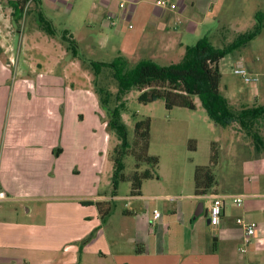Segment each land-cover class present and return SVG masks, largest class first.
I'll use <instances>...</instances> for the list:
<instances>
[{"label": "crops", "instance_id": "1", "mask_svg": "<svg viewBox=\"0 0 264 264\" xmlns=\"http://www.w3.org/2000/svg\"><path fill=\"white\" fill-rule=\"evenodd\" d=\"M36 1L38 5L29 2V12H70L79 0ZM157 1L87 0L82 20L88 40L76 42V48H105L108 42L101 37L124 33L119 54L130 63L170 65L173 55L183 56L185 48L194 45L187 44L185 36L212 20L209 15L223 0H166L174 9ZM35 19L28 30L15 34L11 18V31L0 33V189L10 197L0 207V264H264V247L239 253L242 231L236 219L244 212L233 224L234 207L225 206L212 231L201 229L200 218L193 219V214L191 219L181 203L167 209L171 216L161 215L157 221L152 203L145 202L148 208L141 211L117 210V195L101 187L99 140L104 149L109 132L92 88L93 74L81 72L79 61L68 58L65 43L63 60L29 63L23 72L12 56L22 50L47 54L38 44L44 36L51 49L56 47ZM259 91L255 87L236 102L227 101L237 112L256 109L264 106ZM258 120L263 122L264 115ZM256 121L252 132L264 138V123L258 132ZM250 160L246 168L252 171ZM215 187L208 196L228 194L214 192ZM143 193L132 197L145 201ZM83 202L101 203L102 211ZM199 205L204 213L203 203ZM108 206L113 210L105 215ZM118 215L122 219H116Z\"/></svg>", "mask_w": 264, "mask_h": 264}, {"label": "rangeland", "instance_id": "2", "mask_svg": "<svg viewBox=\"0 0 264 264\" xmlns=\"http://www.w3.org/2000/svg\"><path fill=\"white\" fill-rule=\"evenodd\" d=\"M8 1L0 0L1 34H8L11 31L8 21L11 20L12 10ZM85 2L79 0L77 4L74 1L73 9L65 13L63 11L51 12L47 9L44 11L40 10V14L52 25L55 31V38L52 36L49 38L54 41L52 43L56 47L51 49L50 44L45 41L48 38L44 36L42 40L38 41V44L41 45V49L47 54H38L33 50L31 52L30 50H22L19 55L14 53L15 55L12 56L19 64L21 72H23V69L29 63L42 64L47 59L49 63H54L56 60L59 61L61 58L63 60L64 48L61 46L63 43L67 46L68 58L79 61L80 71L83 73L93 74L89 62L110 63L122 56L119 54L120 49L118 46L125 40L124 33H120L115 37H109L108 39L101 37L102 40H107L108 42L105 48L97 47L93 48L94 50H90L89 48H81L80 50L76 48V42L85 43L88 40L82 20L83 16H86ZM35 4L38 5L37 1ZM217 11L218 15H216ZM38 12H27L24 19L18 25H15L13 30L15 32L13 33L16 34L17 30H23V28L28 30L33 26ZM257 13L264 14V0H223L219 6L213 9V14L209 15L212 17V20L204 22L196 32L187 34L184 40L187 44L192 45L197 42V39L199 40V38L207 36L212 46L224 49L240 34L251 31L257 25L255 19ZM202 14H205L204 10ZM124 30L126 29L123 28ZM64 33H67V36L74 41V48L69 41L63 40L62 36ZM105 34L108 33L105 31ZM45 35L47 36V34ZM29 40L33 43V36L29 35ZM95 40L98 42L100 39L95 37ZM72 50L75 51V56ZM4 56L11 58V54H5ZM173 56L168 64L178 63L183 58L179 53ZM83 62L87 63L88 68L85 67L86 64L84 65ZM238 62L243 64L249 74L255 75L258 81L246 84L241 78L234 75L233 71ZM134 65L131 62L129 66L132 67ZM218 66L221 73L219 91L222 97L231 102H236L245 94H250L255 87L260 90L259 93L263 96L264 29H262L257 38L221 59ZM57 68L54 67L55 72L59 71ZM27 78L34 84L32 77ZM92 88L94 91L98 88L106 90L111 95L109 97V107L113 108L116 105L114 100V94L117 91L116 83L109 69L103 68L97 78H94L93 75ZM137 96L138 92L133 90L124 97L126 111L121 113V118L126 126L129 139L133 136L135 122L149 118L148 154L158 158L157 174L159 179L143 181L140 190H143V195L149 199L145 201H136V197L133 199L130 194L131 186L129 180L120 183L115 193L117 195V210L119 211L127 207L141 211L142 207L148 208V205L144 204L147 202L148 204L152 203L162 216L169 217L171 215L167 213V209L174 205L178 207L179 203H181L188 207L185 211L188 212V215L192 219L194 212L198 208V204L203 203L204 213L197 218H200L198 223H200L201 229L212 231L214 230V226L211 224L209 226L206 225L204 220L205 212L211 208L212 202L207 198H203V196H196L194 194L195 168L208 166L216 179L214 192L224 191L228 194L245 196L242 208H237L230 205V202H226L228 209L234 207V213L230 216V221L234 224L235 217L240 212H244L242 214V216L244 215L242 217L244 220L248 223H256L259 228L264 230L263 136L259 135L263 145H255L254 140L248 135L252 131L246 132L236 122H232L226 127L216 126L210 119L201 100L197 97L193 98L196 107L194 110L186 108L167 110L162 100L143 104L137 101ZM231 107L233 111H237L236 106ZM102 115L101 120L107 122V116L103 111ZM256 123V130L258 132L262 131L260 127L264 121L259 123L258 120ZM108 132L109 136L106 139L107 144L104 141V149L101 146V140H99L100 148L103 150H101L99 155L104 162L101 172V187L112 192L111 186L104 185L111 180L112 164L108 154L111 153L112 148L117 144V140L109 130ZM212 143H215L213 150L216 152L217 157L214 163L210 164ZM190 144L194 146L193 151L189 148ZM108 150L109 153L106 155ZM252 158L254 159L250 160ZM249 160L253 166L252 171L246 168ZM124 164V174L129 177L133 171V159L130 156L126 157ZM116 219H122V217L118 215ZM196 230H199L198 226ZM251 256L255 258L253 255Z\"/></svg>", "mask_w": 264, "mask_h": 264}, {"label": "trees", "instance_id": "3", "mask_svg": "<svg viewBox=\"0 0 264 264\" xmlns=\"http://www.w3.org/2000/svg\"><path fill=\"white\" fill-rule=\"evenodd\" d=\"M30 1L36 2V0L8 1L12 10L11 18L15 25H18L29 12ZM255 19L257 25L251 31L240 34L224 49L212 46L206 36L199 39L194 45L186 47L183 58L178 63L161 66L151 60H141L130 67V62L122 56L110 63L89 62L94 78H97L103 68H107L111 71L112 78L116 83L117 91L114 94L116 105L113 108L108 105L111 95L106 90L98 88L94 91L99 99L101 110L107 116V129L117 140V144L109 154L112 164L110 186L113 196L118 185L126 180L130 182L131 196H139L143 181L159 179L157 174L158 158L148 154L149 118L135 122L131 139L128 138L126 126L121 118V113L126 111L124 97L133 90L138 92L137 101L139 103L146 104L162 100L167 110L173 108L194 110L196 107L193 98L197 97L216 126L226 127L232 122H236L246 132L252 131L253 122L264 115V106L238 112L233 111L227 99L222 97L219 91L221 73L218 64L226 55L260 35L264 29V14L257 13ZM36 21L42 32L49 36L55 35L52 25L39 12ZM62 37L63 40L69 41L73 48L75 47L74 41L67 36V33H64ZM73 54L75 56V51ZM248 135L254 140L255 145H263L256 133L250 132ZM191 144L189 148L193 151L194 146ZM214 144L212 143L211 147L210 164H213L217 157L213 150ZM129 156L133 159V171L127 177L124 174V160ZM215 182L216 179L210 167L195 168L194 194L196 196L209 194L216 185ZM82 204L95 205L99 211H102L101 203L83 202ZM112 210L113 207L108 206L105 215H109Z\"/></svg>", "mask_w": 264, "mask_h": 264}, {"label": "built area", "instance_id": "4", "mask_svg": "<svg viewBox=\"0 0 264 264\" xmlns=\"http://www.w3.org/2000/svg\"><path fill=\"white\" fill-rule=\"evenodd\" d=\"M157 4L162 7L168 6L170 9H174L175 5L167 4L166 0H158ZM124 7V3L120 4V8ZM234 75L241 78L246 84H252L257 82V77L252 76L245 69L241 62H238L234 71ZM204 198H209L211 208L207 212L210 224L218 226L221 221L223 210L226 206V202H230V205L240 208L243 206L245 196L238 194H220V195H205ZM10 200V197L5 191L0 189V207L6 201ZM153 219L157 221L161 218V214L158 210H153ZM236 224L241 228L242 237L240 247L238 248L239 253L244 254L249 248L253 247L255 251H261L264 247V230L259 228L256 223H248L243 218H237Z\"/></svg>", "mask_w": 264, "mask_h": 264}, {"label": "water", "instance_id": "5", "mask_svg": "<svg viewBox=\"0 0 264 264\" xmlns=\"http://www.w3.org/2000/svg\"><path fill=\"white\" fill-rule=\"evenodd\" d=\"M202 213H203L202 207H201V205H199L198 210H196L195 213H194V217H193V219H195V218L201 216ZM207 223L210 224L209 218H207Z\"/></svg>", "mask_w": 264, "mask_h": 264}]
</instances>
